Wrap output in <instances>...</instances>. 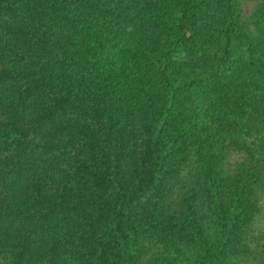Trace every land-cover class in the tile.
I'll list each match as a JSON object with an SVG mask.
<instances>
[{
    "label": "trees",
    "instance_id": "obj_1",
    "mask_svg": "<svg viewBox=\"0 0 264 264\" xmlns=\"http://www.w3.org/2000/svg\"><path fill=\"white\" fill-rule=\"evenodd\" d=\"M262 190L264 0H0V264H264Z\"/></svg>",
    "mask_w": 264,
    "mask_h": 264
},
{
    "label": "rangeland",
    "instance_id": "obj_2",
    "mask_svg": "<svg viewBox=\"0 0 264 264\" xmlns=\"http://www.w3.org/2000/svg\"><path fill=\"white\" fill-rule=\"evenodd\" d=\"M253 3L252 1L246 2V11L252 7ZM260 204H261V211L258 216V220L260 223V226L264 229V190L261 191L260 195Z\"/></svg>",
    "mask_w": 264,
    "mask_h": 264
}]
</instances>
